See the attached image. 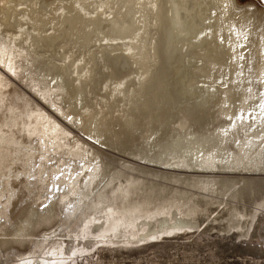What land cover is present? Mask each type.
Returning a JSON list of instances; mask_svg holds the SVG:
<instances>
[{
	"label": "bare ground",
	"instance_id": "1",
	"mask_svg": "<svg viewBox=\"0 0 264 264\" xmlns=\"http://www.w3.org/2000/svg\"><path fill=\"white\" fill-rule=\"evenodd\" d=\"M22 55L76 134L16 85ZM0 67V264L264 224V5L0 0Z\"/></svg>",
	"mask_w": 264,
	"mask_h": 264
},
{
	"label": "rangeland",
	"instance_id": "2",
	"mask_svg": "<svg viewBox=\"0 0 264 264\" xmlns=\"http://www.w3.org/2000/svg\"><path fill=\"white\" fill-rule=\"evenodd\" d=\"M236 1L239 6L245 4H254L257 6L264 5L263 0ZM204 24H207V21H204ZM203 35L204 32L200 33L195 40H200ZM18 61L19 63L17 66H19V68L16 66L17 68L15 71L18 74L19 79H16L14 76L12 77V75L2 67L0 68L3 69L5 73L7 72L6 74L11 77V79H16L13 80L17 82L16 85H18L21 90L22 88L23 90L27 88L26 91L24 90L22 92H24V94L26 93V96L28 97H33L29 98L33 102L37 100L35 104L37 103L36 105H38L45 114H50L51 118H53L58 124H61L63 129L67 132L76 134V130L72 131L70 129L73 126L71 125V127L68 125L69 123L57 112L54 102L51 101V96L48 91L52 81L47 82L45 79L41 77L38 78L28 72L30 59L27 56L22 55ZM39 99H41L42 102ZM47 108L48 110L46 111ZM52 108L55 109L56 113L54 110L52 111ZM50 111L52 112L49 113ZM57 113L58 115H56ZM60 119H62V122ZM63 122H66L67 124H64ZM67 127L70 128L68 129ZM44 204L45 202L42 205ZM52 214L53 213H44L40 216L32 215L31 220L27 225L28 232L36 234L40 233L37 235L42 236L44 235L42 233L53 232L56 230L61 224V218L58 215ZM48 219H50V221ZM50 223L53 226L55 225V227ZM44 224L47 227H45ZM34 226L37 229H35ZM51 227L52 230L50 229ZM38 228L41 229L39 230ZM215 228L216 230L214 231L181 234V236L178 235L174 238L160 239L159 241L157 240L153 243L138 245L137 247H102L98 250L94 249L90 252H84L77 256L74 261L67 260L64 264H264L263 223L255 225L250 230L248 237H238L237 235H232V233L226 232L228 229L226 222L215 225ZM13 244L15 246L18 245L17 243ZM3 246L4 242H1V247L4 248ZM21 248L24 249L25 246L23 245ZM35 249L36 248H34V250ZM61 256L63 255L60 254V257Z\"/></svg>",
	"mask_w": 264,
	"mask_h": 264
},
{
	"label": "snow or ice",
	"instance_id": "3",
	"mask_svg": "<svg viewBox=\"0 0 264 264\" xmlns=\"http://www.w3.org/2000/svg\"><path fill=\"white\" fill-rule=\"evenodd\" d=\"M262 83H264V81H262ZM249 92L251 91V89L248 90ZM261 103L259 105L260 109H261V116H264V93H261ZM241 118V117H238Z\"/></svg>",
	"mask_w": 264,
	"mask_h": 264
}]
</instances>
